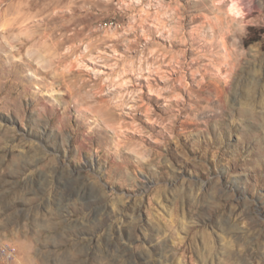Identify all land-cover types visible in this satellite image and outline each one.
Instances as JSON below:
<instances>
[{
	"label": "rangeland",
	"instance_id": "obj_1",
	"mask_svg": "<svg viewBox=\"0 0 264 264\" xmlns=\"http://www.w3.org/2000/svg\"><path fill=\"white\" fill-rule=\"evenodd\" d=\"M228 5L0 0V264H264V0Z\"/></svg>",
	"mask_w": 264,
	"mask_h": 264
},
{
	"label": "bare ground",
	"instance_id": "obj_2",
	"mask_svg": "<svg viewBox=\"0 0 264 264\" xmlns=\"http://www.w3.org/2000/svg\"><path fill=\"white\" fill-rule=\"evenodd\" d=\"M222 1L223 2L229 1L228 11H229V13L231 15H235V16L236 15H239L241 17H245V16L249 15L254 9L260 7L261 6L260 5V2L262 0H222ZM194 18H196V17L194 16L193 19ZM177 34H178V32H173V36H176ZM212 36H214V35H212ZM174 38L171 39V44H170L169 47H176V46H179V45H183L184 44V40L177 41ZM224 50L226 51V57H228V59H226L225 62H230V53L228 52V48H227L226 45H224ZM189 54L194 55L195 54V51L193 49H190V50H182V55H181L180 61H179V63H180V69H183V65L182 64H184V62H182V61H184ZM196 59H197V57L195 58V61H196ZM203 75L205 76L206 73H204ZM222 97H223V95L220 92L218 94V100L221 101V102L223 101V98ZM201 102H202L201 99H196L195 100L196 106L197 107H201Z\"/></svg>",
	"mask_w": 264,
	"mask_h": 264
},
{
	"label": "built area",
	"instance_id": "obj_3",
	"mask_svg": "<svg viewBox=\"0 0 264 264\" xmlns=\"http://www.w3.org/2000/svg\"><path fill=\"white\" fill-rule=\"evenodd\" d=\"M0 255L4 258V259H11L13 257V252H12V248L10 247V245H2L0 247Z\"/></svg>",
	"mask_w": 264,
	"mask_h": 264
}]
</instances>
